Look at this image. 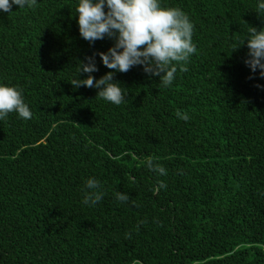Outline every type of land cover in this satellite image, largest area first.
<instances>
[{"label":"trees","instance_id":"16d2710c","mask_svg":"<svg viewBox=\"0 0 264 264\" xmlns=\"http://www.w3.org/2000/svg\"><path fill=\"white\" fill-rule=\"evenodd\" d=\"M160 2L187 15L197 51L168 87L115 73L119 106L70 83L114 46L80 36L79 0L0 11V85L32 112L0 120V264H264V78L245 64L264 0ZM95 63L96 80L111 71Z\"/></svg>","mask_w":264,"mask_h":264},{"label":"clouds","instance_id":"9594fccd","mask_svg":"<svg viewBox=\"0 0 264 264\" xmlns=\"http://www.w3.org/2000/svg\"><path fill=\"white\" fill-rule=\"evenodd\" d=\"M13 5L20 9L34 8L37 0H0V11L11 13ZM76 11L79 33L84 40L94 44L107 37L114 40V46L107 53L86 57L87 63L80 62L79 75L84 73L88 76L86 79H73L70 83L74 89L81 86L96 88L99 90L96 97L117 106L124 102L125 94L120 84L114 81L115 73H127L135 66H142L146 74L160 77L162 86L168 87L175 79L178 66L180 71H187V61L197 51L192 41L194 25L187 15L179 8L162 6L160 0H79ZM258 11H264V3L258 5ZM246 41L249 58L245 64L253 73L259 69L260 77L264 78V29L258 31L249 26ZM95 55H99L103 65L111 70L98 80L91 75L98 71ZM12 112L22 119L32 118L22 90L0 85V120ZM176 115L185 121L190 118L179 110ZM147 166L161 175L167 174L166 169L153 164L151 158ZM85 187L91 191L85 192L83 203L95 206L104 195L99 191L100 182L89 178ZM160 187L166 188V185L161 181ZM115 196L124 203L130 199L125 193L117 192ZM126 238L130 235L126 234ZM132 264L142 262L134 260Z\"/></svg>","mask_w":264,"mask_h":264}]
</instances>
